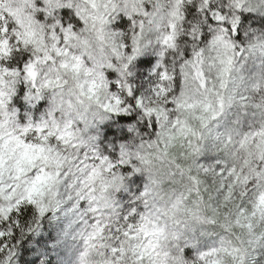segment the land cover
<instances>
[{"label": "clouds", "instance_id": "clouds-1", "mask_svg": "<svg viewBox=\"0 0 264 264\" xmlns=\"http://www.w3.org/2000/svg\"><path fill=\"white\" fill-rule=\"evenodd\" d=\"M0 264H264V0H0Z\"/></svg>", "mask_w": 264, "mask_h": 264}]
</instances>
